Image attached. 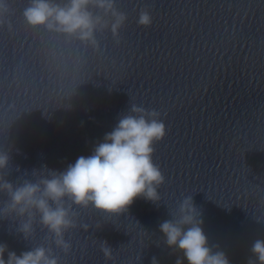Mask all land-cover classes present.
I'll return each instance as SVG.
<instances>
[{"label":"clouds","instance_id":"obj_1","mask_svg":"<svg viewBox=\"0 0 264 264\" xmlns=\"http://www.w3.org/2000/svg\"><path fill=\"white\" fill-rule=\"evenodd\" d=\"M0 10H7L4 0H0ZM23 17L33 28L75 37L96 49L98 32L110 31L119 45L120 30L128 18L118 10L116 0H65L63 4L30 0ZM3 23L0 20V26ZM152 23L150 12L141 9L137 24L150 27ZM160 117L155 109L132 104L128 114L122 115L113 130L94 146L91 155L79 156L64 171L46 166L43 170L34 169V181L25 179L14 184L5 179L11 157L8 152H0V195L7 197L0 206V219L18 221L16 231L25 240L33 239L38 223L47 230L55 247L67 255L72 246L65 234L77 227L73 206H91L114 216L127 212L137 198L158 204V189L165 183L164 174L153 161L154 145L166 136ZM170 215L172 219L160 223L159 230L170 249L183 253V259L178 258L176 264H183L185 259L188 264H230L224 251L214 252L209 247L201 212L191 195L184 197L177 211ZM82 227L87 231L89 225ZM101 251L106 260L112 259V248L106 242L101 243ZM250 252L247 264H264V239H256ZM0 264H60V258L51 246L41 244L17 255L6 243H0ZM151 264H158L156 257Z\"/></svg>","mask_w":264,"mask_h":264}]
</instances>
